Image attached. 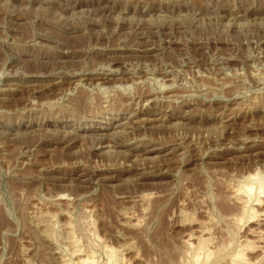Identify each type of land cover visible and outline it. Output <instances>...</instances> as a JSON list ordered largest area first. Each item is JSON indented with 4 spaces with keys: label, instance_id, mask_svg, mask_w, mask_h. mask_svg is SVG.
I'll list each match as a JSON object with an SVG mask.
<instances>
[{
    "label": "rangeland",
    "instance_id": "rangeland-1",
    "mask_svg": "<svg viewBox=\"0 0 264 264\" xmlns=\"http://www.w3.org/2000/svg\"><path fill=\"white\" fill-rule=\"evenodd\" d=\"M254 173L264 0H0V264H185L189 234L264 264Z\"/></svg>",
    "mask_w": 264,
    "mask_h": 264
},
{
    "label": "bare ground",
    "instance_id": "bare-ground-1",
    "mask_svg": "<svg viewBox=\"0 0 264 264\" xmlns=\"http://www.w3.org/2000/svg\"><path fill=\"white\" fill-rule=\"evenodd\" d=\"M82 100H83V97L76 98L75 99L76 105H79L82 102ZM83 101L85 103V99ZM258 176L259 175L255 174V173L253 175L251 174L250 176H248L245 179V181L241 185H238L239 187H237V188H239V190L234 191V194L237 192L238 196H240V199H242L241 200L242 201L241 202V206H240L241 213L239 211L240 216H237L235 214L237 217H234V219H232V220H234V222L238 226L242 225L243 222H246L247 218L248 219L249 218L252 219L255 216H257V212H256L257 208H255L256 205H257L256 202L261 201V199L264 197V180L261 179L262 178L261 176H260L261 178L258 177ZM238 196H236V197H238ZM238 199H239V197H238ZM200 238L199 237L197 238V243L194 245V243H193L194 240L192 241V235L191 234H189L188 236L185 237L184 242L186 244V248L188 246V250L191 251V252H189V253H191V255H187L188 254V252H187V254H186L187 258H185L186 256L182 257V258L187 259V261H184V262H186L185 264H214V263H217L219 260H221L223 258H226V257H228V262L226 261L227 264H252L248 260L249 258L247 259V257H245V253H244V251H246V247L248 248L250 246V244H251L250 239L246 240V241L243 240L245 242H242L243 244L240 245V246H239V243H238V247L237 248H233L232 246H230V242H231L230 241L229 245H225V246H222V247L219 245L220 246L219 248H217L215 250H212V249L208 248V246H207L208 244L206 242V239L204 240V239H200ZM229 239H231V238H229ZM232 242H234V241H232ZM208 243H209V241H208ZM260 246H263V245H260ZM249 248H251V246ZM262 249H263V252H264V246L260 248L261 252H262ZM251 250H252V248H251ZM106 251H108V250H106ZM115 252L116 251H113L112 249L109 251L108 254L110 255V257H108L109 263H107V264H123V262H121L120 260H114V261L109 260L111 258L113 259L114 257H116L115 256L116 255ZM182 254H184V253H182ZM70 255H72V254H70ZM118 258H119V256H118ZM118 258H115V259H118ZM173 258H174L173 255H172V257H171V255H169V257L167 258V260H168L167 264H176V260H174ZM70 259H71L70 263L68 262V264H94L92 259H90V258H82V256H80V255H76V256L72 255V257ZM88 259H90L91 261L88 260ZM75 260H76V262H75ZM66 261L67 260H65V262L62 261L63 263H61V264H67ZM177 262H179V259H178ZM182 264H184V263H182Z\"/></svg>",
    "mask_w": 264,
    "mask_h": 264
}]
</instances>
